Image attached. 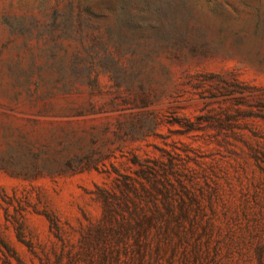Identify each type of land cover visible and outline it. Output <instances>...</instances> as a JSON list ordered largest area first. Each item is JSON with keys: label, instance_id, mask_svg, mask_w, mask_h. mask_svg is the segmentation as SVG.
<instances>
[{"label": "rangeland", "instance_id": "rangeland-1", "mask_svg": "<svg viewBox=\"0 0 264 264\" xmlns=\"http://www.w3.org/2000/svg\"><path fill=\"white\" fill-rule=\"evenodd\" d=\"M0 264H264V0H0Z\"/></svg>", "mask_w": 264, "mask_h": 264}]
</instances>
